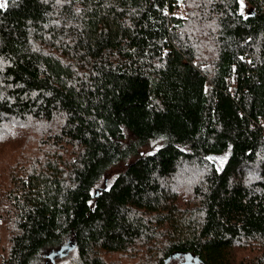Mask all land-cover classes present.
<instances>
[{
    "label": "trees",
    "instance_id": "obj_1",
    "mask_svg": "<svg viewBox=\"0 0 264 264\" xmlns=\"http://www.w3.org/2000/svg\"><path fill=\"white\" fill-rule=\"evenodd\" d=\"M246 1L7 0L0 264L64 238L79 264H264V0Z\"/></svg>",
    "mask_w": 264,
    "mask_h": 264
},
{
    "label": "rangeland",
    "instance_id": "obj_2",
    "mask_svg": "<svg viewBox=\"0 0 264 264\" xmlns=\"http://www.w3.org/2000/svg\"><path fill=\"white\" fill-rule=\"evenodd\" d=\"M239 10L243 15H247L251 11H253V7L246 1V0H239ZM179 13H184L183 8L179 9ZM160 144L159 140H154L150 143L148 148H145L143 152H148L151 150H154L157 148V146ZM221 161L218 162V166H221ZM67 241V238L61 239L60 242L52 245L45 246L41 248L37 253H35L29 260L28 264H79V259L77 256V252L71 249V245L68 244L65 245V248H62L57 251L55 254L57 248L64 244ZM69 252V253H68ZM50 258V259H48ZM182 258L178 257H171L168 259L166 264H179Z\"/></svg>",
    "mask_w": 264,
    "mask_h": 264
},
{
    "label": "water",
    "instance_id": "obj_3",
    "mask_svg": "<svg viewBox=\"0 0 264 264\" xmlns=\"http://www.w3.org/2000/svg\"><path fill=\"white\" fill-rule=\"evenodd\" d=\"M179 264H199L195 258L190 256H186L184 259L180 261Z\"/></svg>",
    "mask_w": 264,
    "mask_h": 264
},
{
    "label": "snow or ice",
    "instance_id": "obj_4",
    "mask_svg": "<svg viewBox=\"0 0 264 264\" xmlns=\"http://www.w3.org/2000/svg\"><path fill=\"white\" fill-rule=\"evenodd\" d=\"M7 6V0H0V9L5 8Z\"/></svg>",
    "mask_w": 264,
    "mask_h": 264
},
{
    "label": "built area",
    "instance_id": "obj_5",
    "mask_svg": "<svg viewBox=\"0 0 264 264\" xmlns=\"http://www.w3.org/2000/svg\"><path fill=\"white\" fill-rule=\"evenodd\" d=\"M174 12L177 13V10L175 9Z\"/></svg>",
    "mask_w": 264,
    "mask_h": 264
}]
</instances>
